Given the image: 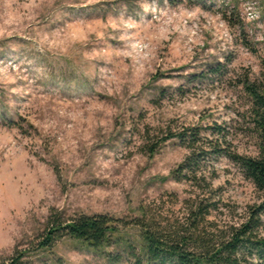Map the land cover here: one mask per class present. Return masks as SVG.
<instances>
[{
  "label": "rangeland",
  "instance_id": "obj_1",
  "mask_svg": "<svg viewBox=\"0 0 264 264\" xmlns=\"http://www.w3.org/2000/svg\"><path fill=\"white\" fill-rule=\"evenodd\" d=\"M262 60L264 0H0V257L18 246L27 264H137L130 225L97 249L68 236L37 243L50 214L129 221L165 193L202 197L205 183L172 173L190 150L164 141L185 128L200 132L192 168L218 187L209 219L240 222L261 193L213 151L208 127L243 104L237 77H259Z\"/></svg>",
  "mask_w": 264,
  "mask_h": 264
},
{
  "label": "trees",
  "instance_id": "obj_2",
  "mask_svg": "<svg viewBox=\"0 0 264 264\" xmlns=\"http://www.w3.org/2000/svg\"><path fill=\"white\" fill-rule=\"evenodd\" d=\"M222 15L228 25L236 24L231 16ZM243 33L242 26L240 34ZM242 41L254 52L247 39ZM209 67L210 71L221 74L225 63L217 60ZM237 79L239 99L243 104L233 110L228 120L215 122L208 129L217 137L210 146L213 151L235 163L242 176L261 193L259 202L247 205L240 213L243 217L240 222L221 229L209 219L219 209L218 187L214 188L211 182L198 177L200 171L192 168L197 162L195 145L200 140V132L197 128H185L170 132L164 141L175 138L190 150L172 173L176 180L190 178L197 183H205V188H201L202 197L182 200L175 193H165L160 196L159 204H141L137 215L129 221L108 214H80L59 223V219L50 214L37 247L48 248L58 237L68 236L97 249L112 242L117 244L119 229L130 225L138 229L141 241L137 264H264V61L259 77L254 78L244 72ZM238 135L253 139V154L237 149L234 139ZM155 149L152 146L150 153ZM200 153L203 152L199 150ZM178 203L185 204L182 218L173 210ZM24 257L25 251L17 246L10 255L0 257V264H27Z\"/></svg>",
  "mask_w": 264,
  "mask_h": 264
}]
</instances>
